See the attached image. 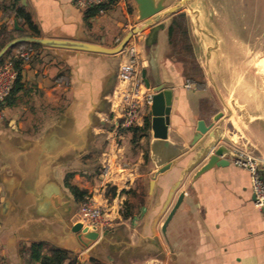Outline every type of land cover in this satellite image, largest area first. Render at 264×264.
Segmentation results:
<instances>
[{"label":"crops","instance_id":"obj_1","mask_svg":"<svg viewBox=\"0 0 264 264\" xmlns=\"http://www.w3.org/2000/svg\"><path fill=\"white\" fill-rule=\"evenodd\" d=\"M11 1L0 0V38L22 36L15 12L6 7ZM19 4L30 11L42 37L106 47H114L148 19L137 20L135 0H115L89 25L86 9L75 0ZM186 10L191 13L188 7L181 11ZM167 20L171 17L162 18L165 27L156 33L152 25L137 35L142 73L152 85H174L169 138L190 149L155 177L152 188L157 167L150 157L151 127L137 142L128 131L117 143L112 137L109 97L123 51L105 54L42 44L9 50L8 56L23 48L28 57H18L23 61L20 77L0 104V264H29L26 250L35 241L66 248L81 264L92 257L106 264H264V217L254 203L249 172L230 157L226 165L197 174L204 163L199 160L216 139L233 151L243 146L264 157V93L254 79L238 76L233 79L238 82L233 94L238 106L229 105L232 96L227 99L218 91L222 104L208 110L205 91L220 90L218 78L207 70L204 83L193 79L197 86L185 87L189 78L168 53ZM211 63L212 55L209 70ZM218 112L222 115L214 121ZM199 119L214 122L213 132L193 143ZM106 160L111 164L107 172ZM68 183L85 190L112 215L116 209L121 214L125 204L131 215L121 214L91 246L82 247L72 229L77 222L72 220L73 206L80 207L81 200Z\"/></svg>","mask_w":264,"mask_h":264},{"label":"rangeland","instance_id":"obj_2","mask_svg":"<svg viewBox=\"0 0 264 264\" xmlns=\"http://www.w3.org/2000/svg\"><path fill=\"white\" fill-rule=\"evenodd\" d=\"M154 1L162 8H167L180 0ZM197 7L201 11V23H197L192 13L188 14L187 10L186 18L179 16L180 31L176 37L174 36V43L169 45L168 53L172 58L189 63L197 61L203 69L204 76L208 70L209 74L218 78L220 90L210 87L205 91L208 96L203 101V106L208 110L220 106L222 104L220 93L227 99L232 96L229 105L238 106L239 98L236 100L233 96L237 91L238 82L234 83L233 79L238 76L241 78L242 75L254 79L256 88L264 93V0H198ZM173 15L165 17H171L172 21ZM137 20L141 21V17L139 16ZM216 40L220 47L216 46ZM210 55L211 70L208 68L209 65L207 66ZM263 100L264 96H260V102ZM240 105L245 106L242 101ZM73 207L76 215L72 220L75 221L79 217V205L74 204ZM116 221L117 219L111 226H114ZM67 226H71L70 221Z\"/></svg>","mask_w":264,"mask_h":264},{"label":"built area","instance_id":"obj_3","mask_svg":"<svg viewBox=\"0 0 264 264\" xmlns=\"http://www.w3.org/2000/svg\"><path fill=\"white\" fill-rule=\"evenodd\" d=\"M105 0H75L78 7L87 9L98 6ZM103 12V8L100 9ZM140 39L134 35L123 49L124 58L119 64L117 84L109 97L110 109L112 113L113 129L112 137L122 139L124 132L128 129L139 126L145 114H151V105L154 92L147 87L143 75L142 67L144 60L141 58ZM27 58L28 52L23 48H17L9 56L6 55L0 61V104L11 94L18 76V69L14 59ZM197 83L188 79L185 87L195 88ZM232 157L233 162L249 172L251 188L254 195V203L261 210L264 217V157L237 146ZM122 165V163H120ZM104 170L111 169L109 160L104 162ZM121 214L116 209L112 215L109 208L99 204L93 196L86 195L80 202L77 222H81L84 227L93 228L100 233L112 227L116 219Z\"/></svg>","mask_w":264,"mask_h":264},{"label":"water","instance_id":"obj_4","mask_svg":"<svg viewBox=\"0 0 264 264\" xmlns=\"http://www.w3.org/2000/svg\"><path fill=\"white\" fill-rule=\"evenodd\" d=\"M135 1L138 3L141 19H148L142 21L137 26L129 30L114 47H106L97 43L80 40L54 39L42 36L37 37L31 35H22L20 37L9 40L0 49V61L7 55L12 47L19 43H38L45 46L61 49L116 54L123 51L129 40L134 35L141 33L148 27L154 25V33H156L159 29H163L165 27V23H160L162 18L181 11L183 7H188L197 23H201L200 11L197 7V0H180L167 8H162L161 5L155 4L154 0ZM200 29L204 31L201 27ZM142 75L146 86L151 88L154 92L151 105L150 120V127L152 132V139L150 143V157L157 167V170L155 171L154 177L150 183V186L152 188L155 184V177L159 173H163L164 171L169 169L172 161L181 154L188 151L190 147H181L169 138L168 130L170 123L171 106L174 96V85L169 82H159L152 85L149 79L146 77L145 71L142 73ZM221 115L222 112H218L214 116V121L218 120ZM213 125L214 122L207 124L204 119H199L197 122V133L193 138V143L198 142L203 135L213 132L210 131ZM210 136L215 137V133L210 134ZM234 155L235 152L233 151V149L226 147V145L224 144H219L218 139H216L215 142L209 146L202 159L199 160V163L201 161H204V163L198 169L197 174L200 175L203 172L216 166L226 165L228 162H230L229 158L233 157ZM72 229L76 233V237L82 247L91 246L101 235L99 231L93 228L84 227L81 222H76L73 225Z\"/></svg>","mask_w":264,"mask_h":264},{"label":"trees","instance_id":"obj_5","mask_svg":"<svg viewBox=\"0 0 264 264\" xmlns=\"http://www.w3.org/2000/svg\"><path fill=\"white\" fill-rule=\"evenodd\" d=\"M115 0H105L98 6H92L85 10L84 12V19L87 25L90 24V20L96 16V14L100 11V9H108V7L114 2ZM7 8L10 7L11 10L15 12V17L19 20L22 28L21 32L22 35H32V36H40V31L38 29L37 23L34 21L30 11H28L24 6L19 4V0H12L10 5L6 6ZM186 18L185 11H180L173 15V19L167 27L168 32V39L169 45L174 43V36L179 33L181 23L178 21L180 17ZM187 34V31H185ZM11 39V37H2L0 38V49ZM22 44H28L32 46H40L37 43H19L14 47L20 46ZM187 48V47H185ZM191 48V46H190ZM171 56V55H170ZM172 57V56H171ZM176 59V58H175ZM2 60V59H1ZM182 65V71L185 78H192L201 83H204L205 76L201 65L196 62H187L184 60L176 59ZM15 66L18 69V77H20L22 60L15 58L14 59ZM150 116V114H149ZM145 119V122L142 126H135L128 129V132L133 133L132 141L137 142L139 136H143L147 134L150 130V117ZM68 186L73 193L76 200H82L86 195L87 192L83 189H80L76 185L68 183ZM122 217L128 218L131 215L130 212V205L125 204L122 209ZM28 262L29 264H80V262L74 257L70 256V251L66 248H62L53 244H49L46 241H35L33 242L28 249L26 250ZM87 264H106L103 261L97 258H90Z\"/></svg>","mask_w":264,"mask_h":264}]
</instances>
